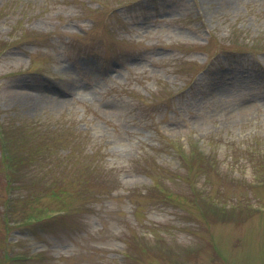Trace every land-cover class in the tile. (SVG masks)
I'll use <instances>...</instances> for the list:
<instances>
[{"label":"rangeland","instance_id":"374dc122","mask_svg":"<svg viewBox=\"0 0 264 264\" xmlns=\"http://www.w3.org/2000/svg\"><path fill=\"white\" fill-rule=\"evenodd\" d=\"M244 146L264 0H0V264H264Z\"/></svg>","mask_w":264,"mask_h":264},{"label":"trees","instance_id":"16d2710c","mask_svg":"<svg viewBox=\"0 0 264 264\" xmlns=\"http://www.w3.org/2000/svg\"><path fill=\"white\" fill-rule=\"evenodd\" d=\"M250 148L251 149H247V147L244 146L242 148V150L244 149L242 152V155L243 154L248 155L249 159L252 160L253 163L261 164L262 161H264V149L261 147L254 148L252 146ZM237 155H238V153L235 154L234 157H236ZM198 166H199V168H202L205 172H208L211 165L204 163V160H202V158L200 157L199 161H198ZM96 185L100 186V184H96Z\"/></svg>","mask_w":264,"mask_h":264}]
</instances>
